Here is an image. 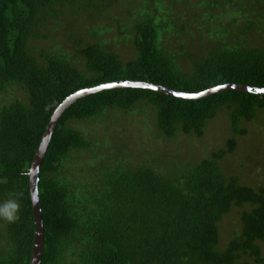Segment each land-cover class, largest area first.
I'll list each match as a JSON object with an SVG mask.
<instances>
[{
    "label": "trees",
    "instance_id": "1",
    "mask_svg": "<svg viewBox=\"0 0 264 264\" xmlns=\"http://www.w3.org/2000/svg\"><path fill=\"white\" fill-rule=\"evenodd\" d=\"M194 1L202 14L189 21L191 0H144V12L128 25L132 34L125 35L135 50L129 60L105 40L78 49L80 60H72L45 50L35 55L29 38L38 37L34 29L58 16L59 8L77 13L94 8L95 0H0V93L20 88L27 96L0 106V202L10 193H23L19 220L5 222L0 234V264L30 263L35 224L29 170L52 114L70 95L115 81L187 94L224 84L264 88V46L249 42L261 36L264 0ZM149 3L153 8H146ZM197 20L198 31L206 30L207 23L213 26L206 32L214 42L204 52L188 50L182 40L168 48L169 36L190 35ZM107 31L97 27L92 32L99 37ZM180 56L188 61V70ZM138 105L155 109L158 138L174 139L179 133L200 137L223 111L234 137L210 157L193 163L177 157L160 170L118 163L119 152L104 165L94 154L93 162L82 167L83 172L91 169L90 179L68 180L62 171L72 166V155L99 146L72 124L93 123L108 112L136 113ZM263 112L264 96L239 91L185 100L122 88L78 99L60 116L39 168L40 264H264V186L243 185L220 164L234 151L235 137L247 133L242 125ZM233 207L247 210L241 212L240 232L220 250L218 224Z\"/></svg>",
    "mask_w": 264,
    "mask_h": 264
},
{
    "label": "rangeland",
    "instance_id": "2",
    "mask_svg": "<svg viewBox=\"0 0 264 264\" xmlns=\"http://www.w3.org/2000/svg\"><path fill=\"white\" fill-rule=\"evenodd\" d=\"M143 1L95 0L94 8L80 9L77 13L72 12L69 7L59 8L58 16L41 21V24L34 29V34L38 37L29 38V48L35 55L41 50H45L54 54L70 56L72 60H80L78 49L94 41L105 40L107 45L112 47V51L118 53L123 60H129L134 57L135 50L132 40L127 41L125 35L132 34V29L128 25L144 12L140 10L143 7ZM164 3H168V0H164ZM194 3L195 1L191 0L186 20H192L193 15L200 17L202 14L200 10L193 7ZM149 7L153 8L152 3L147 4L146 8ZM158 7L161 9V6L158 5ZM175 7V12L180 13L179 9H182L180 5L176 4ZM223 11L222 8L218 9V12ZM165 14L167 13L165 12ZM229 18L230 16H226L225 20ZM178 23L180 25V21ZM198 24L197 20L196 25L190 27V30L193 31L190 35H182L177 39L169 36L168 48H176L175 46L182 40L187 44L188 50H196L199 54L204 52L205 45L214 42L211 40L209 32H206L207 29L212 30L213 26L207 23L204 28L206 30L198 31L196 29ZM213 25L216 28L215 24ZM97 27H102L103 30L108 29V31L95 37L92 31ZM258 33L261 36L256 35V38L249 40L253 47L264 46V26ZM190 53L189 51V55H191ZM180 59H182L184 68L188 70V61H183L184 57L181 56ZM75 64L77 67L82 66L80 62ZM15 99L25 101L27 96L20 88L2 92L0 93V106ZM136 108V113L127 115L116 111L108 112L107 116L93 123L86 121L72 124L73 127L81 130L88 139L99 141V146H96L93 152L84 150L82 153H74L70 163L72 166L68 165L62 171L63 175L70 181L77 180L79 177H84V180L90 179L89 171L91 169H83V172L82 167L90 160V163L93 162L94 154L98 156L97 162L105 165L109 164L110 155H116L119 152L124 157L118 155V163L124 162L130 168L150 165L160 170L167 161L177 162V157L182 161L193 163L210 157L213 152L220 149H226L228 139L234 137L223 111L208 123L200 137L179 133L174 139L158 138L160 132L156 127L155 109L145 105H138ZM242 126L245 127L247 133L235 137L234 151L227 153L220 164L227 170L226 174L237 176L241 184L256 189L258 186H264V112L255 121ZM92 179L94 180L93 177ZM85 183V181L79 183L78 186ZM243 210H247V208L233 207L218 224L220 250H223L228 242L240 232V217ZM5 222L0 219V234L3 233ZM262 257L264 258V251Z\"/></svg>",
    "mask_w": 264,
    "mask_h": 264
},
{
    "label": "water",
    "instance_id": "3",
    "mask_svg": "<svg viewBox=\"0 0 264 264\" xmlns=\"http://www.w3.org/2000/svg\"><path fill=\"white\" fill-rule=\"evenodd\" d=\"M122 88L147 89V90L159 92L161 94L169 95L171 97L185 99V100L201 99L221 91H239V92L264 96V88H257V87L245 86V85L224 84V85L212 87L200 93L187 94V93H181L178 91L170 90L154 84L143 83V82H131V81H115V82L99 84L94 87L81 89L75 92L74 94L70 95L56 108V110L52 114L50 122L43 135L42 141L39 145L38 150L36 151V154L34 156V159L32 161L29 170L30 198L32 202L34 224H35L32 258L29 264H40V259L42 255L44 226L42 222V215L38 201V191H37L38 173L44 154L48 148L50 138L53 134V131L56 127V124L60 116L63 114L66 108H68L70 105H72L80 98L86 97L91 94H95L103 90L122 89Z\"/></svg>",
    "mask_w": 264,
    "mask_h": 264
},
{
    "label": "clouds",
    "instance_id": "4",
    "mask_svg": "<svg viewBox=\"0 0 264 264\" xmlns=\"http://www.w3.org/2000/svg\"><path fill=\"white\" fill-rule=\"evenodd\" d=\"M9 195V199L0 202V219H3L8 223H14L20 218V200L23 197V193L13 192Z\"/></svg>",
    "mask_w": 264,
    "mask_h": 264
}]
</instances>
